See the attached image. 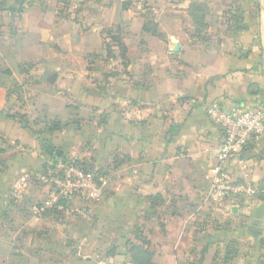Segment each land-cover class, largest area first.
Listing matches in <instances>:
<instances>
[{
	"label": "crops",
	"instance_id": "0c3cea01",
	"mask_svg": "<svg viewBox=\"0 0 264 264\" xmlns=\"http://www.w3.org/2000/svg\"><path fill=\"white\" fill-rule=\"evenodd\" d=\"M39 1L26 0L9 24L25 37L0 35V71L13 73L10 89H0V264H132L128 242L145 244L154 264H264V141L248 152V170L229 165L260 197L232 212L204 203L222 139L207 103L264 102V0H152L148 14L134 1L124 9L123 0H94L104 7L86 31L62 35L74 50L55 66L47 59L54 35L43 25L52 27L59 4ZM111 29L121 30L127 60H108L98 79L87 54L108 59ZM23 62L38 69L22 74ZM52 68L77 83L59 85ZM17 87L38 97L37 111H18ZM51 122L62 130L45 133ZM48 144L109 174V197L55 204L42 174Z\"/></svg>",
	"mask_w": 264,
	"mask_h": 264
},
{
	"label": "built area",
	"instance_id": "2783aa9c",
	"mask_svg": "<svg viewBox=\"0 0 264 264\" xmlns=\"http://www.w3.org/2000/svg\"><path fill=\"white\" fill-rule=\"evenodd\" d=\"M206 114L222 139L213 152L217 164L204 203L218 209L228 206L227 210L232 212L241 203L258 198L259 187L246 179L232 176L229 165L237 160L244 170L249 169L245 157L249 152L247 148L264 141V102L240 104L229 97L216 98L207 103ZM43 181L53 194L55 204L60 200L95 204L105 199L112 179L99 168L87 171L76 160H59L55 165L50 163ZM45 210V206L38 208L39 213Z\"/></svg>",
	"mask_w": 264,
	"mask_h": 264
},
{
	"label": "rangeland",
	"instance_id": "374dc122",
	"mask_svg": "<svg viewBox=\"0 0 264 264\" xmlns=\"http://www.w3.org/2000/svg\"><path fill=\"white\" fill-rule=\"evenodd\" d=\"M11 1H13V0H11ZM52 1L55 3H56V1H58V4H59L58 9H57V17L54 19L52 27H50L49 25H43V27L48 29V31L54 35L53 48L48 50L47 59H49L51 62H54V66H55L56 61L59 62V61H63V60H67V61L70 60L71 59L70 51L72 52V50H74V48H72V50H71L70 47H67L66 45L63 44V42L61 41L62 35L70 32V31H71L70 33H72L73 27L76 28V30H77L76 32L86 31L88 26L93 22V19H95L94 15L97 14L96 11L102 9L101 7H104V6L102 3H99V2L94 1V0H87L84 2H80V0H52ZM92 1H94V3ZM133 1H134L133 2L134 7L136 5L141 6L142 9L147 10L146 14L151 12L150 11L151 9L155 8V5H153L154 2L152 4V0H148V1L147 0H133ZM44 2L45 1H42V3H41V0H40L39 2H37V5L43 6ZM123 2L128 3V2H131V0H123ZM8 3H7V6H8ZM28 6H29V3H28ZM15 16L16 15H9L7 13H4V10L2 9V7H0V35L6 34L7 36L8 35H17L18 37H21V36L25 37L26 31H25L24 27L19 29V30H17V28L15 29V28L9 27V24L13 23V21L16 22L14 20ZM146 18L148 21V19H150V16H146ZM150 22H152V21H150ZM13 29H14V31H13ZM107 31L108 30H105L103 32V36L106 35ZM107 40L109 41V39H107ZM60 42H62V44ZM49 51H50V54H49ZM87 55H88L87 59H86L88 61V67L87 68H88L90 74L96 73V76H98L97 78L102 79L103 78L102 72L107 71V70H105L107 68V66H109L108 69L110 67H112V64H107L108 60H111V59L108 58V55L106 53L105 56L108 59L104 60V62L97 63V60L99 57H101V55H98L97 53H93V52H91ZM20 67L21 68L18 71L22 74L32 72L35 69H38L35 67V65H31L30 63H25V62L21 63ZM60 67L62 68V66H60ZM109 70H111V69H109ZM56 71L57 70H55L54 68L48 70L47 76H49L50 74H52L53 72H56ZM64 76H68L67 70L60 69L59 71H57V78L63 79V81L61 80L59 82V85H62L64 83H66L67 81H73L76 84L78 81L77 78L71 79L69 76L68 77H64ZM99 76H101V78ZM67 78H69V80L66 81ZM94 78H96V77H94ZM94 78H92V80H94ZM21 81H22V83H27L29 81V79L27 77H24V79ZM32 81H35V80H32ZM56 88H57V86H56ZM59 88H61V87L59 86ZM16 90H17L16 97H18L17 106H21L20 110H18V111H21L22 113L27 112L28 114H31V112H33V111L34 112L37 111L36 106L38 104V102H37L38 97L35 96L34 93L24 92L23 89L19 88V87H17ZM68 90H69L68 88L64 89L63 87L61 89L62 92H65V95H67ZM7 110H8V106H7ZM28 116L29 115H24V117H22L21 119L23 122H26L28 125L30 124L32 131H33L34 128H36L37 124H35V122L33 124V121H31L32 117L28 118ZM33 118H35V117H33ZM26 120H28V122ZM36 120L44 121L43 119H36ZM36 129L38 130L39 127ZM24 150L30 151L28 148H25V147H24ZM95 167L99 168L97 166H95ZM34 178L35 177H32V182H34ZM108 197H109V190L107 192L105 199ZM5 225L9 228V224H5ZM1 226H3V224L0 225V228H1ZM16 247H18V246H16ZM20 250H18V251H20Z\"/></svg>",
	"mask_w": 264,
	"mask_h": 264
},
{
	"label": "trees",
	"instance_id": "16d2710c",
	"mask_svg": "<svg viewBox=\"0 0 264 264\" xmlns=\"http://www.w3.org/2000/svg\"><path fill=\"white\" fill-rule=\"evenodd\" d=\"M9 0H0V7L4 11H8L11 14H21L25 10L26 0H14L12 3H8ZM132 1L128 3H124V9H128L132 6ZM8 3V6H7ZM6 5V6H5ZM230 18L228 21H236L239 20V17L237 14L228 16ZM145 30L151 32L154 36H158V33L156 29H153L152 23H147L145 25ZM104 38V46L107 50V55L109 59L114 60L117 56H120L122 60H127V47L123 41L122 32L120 29H111L108 30L106 35L103 36ZM109 39V41L107 40ZM12 71H0V89L3 91H8L10 89V83L12 78ZM62 125L60 122H51L47 125V128L44 130L45 133L47 132H55V131H61ZM47 131V132H46ZM254 144L250 145L247 150L250 151ZM44 151H46V148H44ZM47 155L48 153L45 152ZM248 154V153H247ZM246 154V156H247ZM50 158H52L48 164L46 170L42 173L43 175H46L48 173V170L50 169V163H53L54 165L59 161L62 160L63 162H68L71 159H68L66 156L62 155L56 156V154L48 155ZM245 156V157H246ZM248 157V156H247ZM76 163L82 166L85 170H94L96 167L88 162L85 161H79L76 160ZM53 168V166H51ZM100 172L106 173L103 169H99ZM44 177V176H43ZM261 191L259 189L258 198L260 197ZM65 200H60L56 204H65ZM45 213V212H44ZM128 254L131 256L132 264H154L153 263V254L145 248V244H136L132 242H128Z\"/></svg>",
	"mask_w": 264,
	"mask_h": 264
},
{
	"label": "water",
	"instance_id": "95a60500",
	"mask_svg": "<svg viewBox=\"0 0 264 264\" xmlns=\"http://www.w3.org/2000/svg\"><path fill=\"white\" fill-rule=\"evenodd\" d=\"M180 50V46H176L175 47V51L178 52ZM46 152L50 155L56 154V156H61L62 155V150L61 149H57L55 146H53L52 144H48L46 147Z\"/></svg>",
	"mask_w": 264,
	"mask_h": 264
}]
</instances>
